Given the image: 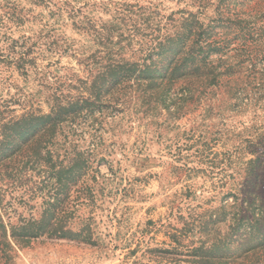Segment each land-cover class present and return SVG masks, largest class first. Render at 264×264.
<instances>
[{
    "label": "rangeland",
    "instance_id": "1",
    "mask_svg": "<svg viewBox=\"0 0 264 264\" xmlns=\"http://www.w3.org/2000/svg\"><path fill=\"white\" fill-rule=\"evenodd\" d=\"M192 18L216 76L173 72ZM258 236L264 0H0V264H264Z\"/></svg>",
    "mask_w": 264,
    "mask_h": 264
},
{
    "label": "trees",
    "instance_id": "2",
    "mask_svg": "<svg viewBox=\"0 0 264 264\" xmlns=\"http://www.w3.org/2000/svg\"><path fill=\"white\" fill-rule=\"evenodd\" d=\"M189 16L194 17L192 14H189ZM198 24V20H196V18H192L189 22H187V25L185 26L187 29V35L185 37L184 34L176 35V40L173 42H169V45H172L169 51L172 53V63L173 66H175L173 72H177L179 74H186L192 77H201L203 76V74H207V76H216L217 72L215 71H202V68L209 65L207 61L204 60L206 59V54L203 55L202 58L199 57V55H202L205 49H207L208 47V44L204 43V33L202 35L201 32L199 34H196L198 36L199 41H195L194 44L198 47L197 49H195L193 46H187V42L189 41V38L191 37L193 32V27L198 26ZM153 49L154 48H152V50ZM156 55L159 56V54ZM200 63H202V66H199ZM107 69L110 70V64L107 66ZM77 108L78 106L76 102L70 103L67 107H56V111L52 112L51 115L48 117V119H50L51 125L54 126V124H58L65 121L66 117L70 114L75 115L78 111ZM257 238V242L250 247L253 252L259 248L264 247V237L259 238L258 236ZM203 264L209 263L203 262Z\"/></svg>",
    "mask_w": 264,
    "mask_h": 264
}]
</instances>
